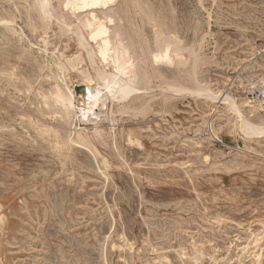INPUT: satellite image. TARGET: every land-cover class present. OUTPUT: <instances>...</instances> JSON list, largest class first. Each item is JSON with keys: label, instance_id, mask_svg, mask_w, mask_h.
Wrapping results in <instances>:
<instances>
[{"label": "rangeland", "instance_id": "1", "mask_svg": "<svg viewBox=\"0 0 264 264\" xmlns=\"http://www.w3.org/2000/svg\"><path fill=\"white\" fill-rule=\"evenodd\" d=\"M40 1L0 0V264H264V0H114L98 41Z\"/></svg>", "mask_w": 264, "mask_h": 264}, {"label": "bare ground", "instance_id": "2", "mask_svg": "<svg viewBox=\"0 0 264 264\" xmlns=\"http://www.w3.org/2000/svg\"><path fill=\"white\" fill-rule=\"evenodd\" d=\"M67 1V0H66ZM114 0H68L67 1V3L65 4V8L66 7H68V8H71L72 10H73V12H74V14H76V13H81L80 15H77L76 17H77V19H78V21H79V23H80V25L82 26V27H84V28H86V29H88L89 30V33H91V35H93L94 37H95V40H97L98 38H99V35L97 34V33H94L93 31L94 30H96V26L98 25V23H100V21H101V18L99 17V12L101 13V14H105V15H107V14H109V12H110V8H111V2H113ZM41 2V1H40ZM40 5H41V9H42V12H43V14H44V16H46V17H48V19L50 18V19H56L58 16H57V14L55 15L54 14V9L51 7V3H50V0H42V2L40 3ZM40 7V6H39ZM67 8V9H68ZM56 11V10H55ZM56 13V12H55ZM111 14V13H110ZM106 17V16H105ZM107 18V17H106ZM6 20V19H5ZM116 20V19H115ZM113 21V20H112ZM117 21V20H116ZM5 22V21H4ZM11 22V21H10ZM10 22L8 21V24H10ZM53 22V21H52ZM60 22V21H59ZM116 23V22H115ZM4 25H5V23H3ZM7 24V23H6ZM8 24H7V26H8ZM63 25V24H62ZM70 27V26H69ZM96 27V28H95ZM99 27V26H98ZM101 27H103L102 25H101ZM106 27V26H105ZM108 27V26H107ZM11 29H13V28H11ZM104 29V28H103ZM10 30V29H9ZM8 30V31H9ZM98 30V29H97ZM101 30V28L99 29V31ZM105 30H106V28H105ZM109 31V33H110V30H108ZM107 31V32H108ZM14 32V31H13ZM71 32V31H70ZM102 32V31H101ZM114 32V31H113ZM119 32V31H118ZM72 33V32H71ZM81 33V32H80ZM103 33V32H102ZM119 33H121V35H122V32H119ZM79 34V33H78ZM99 34H101V33H99ZM104 34V33H103ZM105 34H106V32H105ZM111 34V33H110ZM109 34V35H110ZM102 35V34H101ZM100 35V36H101ZM80 36V35H79ZM112 36H114V35H112ZM118 36V35H117ZM96 37H98V38H96ZM102 37H103V35H102ZM110 37V36H109ZM119 37V36H118ZM91 38H92V36H91ZM122 39H123V36L121 37ZM120 37L119 38H115V39H121ZM79 39H81V38H79ZM101 39V38H100ZM100 39H98V40H100ZM103 39H104V37H103ZM110 39H112V37L110 38ZM82 40V39H81ZM84 40V39H83ZM97 40V41H98ZM102 40V39H101ZM107 40V39H106ZM119 40L117 41L118 43H119ZM126 40V39H125ZM130 40H132V39H130ZM105 41V40H104ZM103 41V42H104ZM112 41V40H111ZM111 41L110 40H108V42H110V44H111ZM165 41V43H166V40H164ZM83 42V41H82ZM99 42H101V41H99ZM122 41H120V43H121ZM124 42V41H123ZM122 42V43H123ZM112 43H114V42H112ZM116 43V42H115ZM114 43V44H115ZM84 44V43H83ZM102 44V43H101ZM100 44V45H101ZM104 45H105V42L103 43ZM107 44V43H106ZM110 44L108 43L107 44V47L108 46H110ZM113 44V45H114ZM132 44H134V43H132ZM177 44V43H176ZM116 45V44H115ZM171 45V44H170ZM175 45V44H174ZM84 46H85V44H84ZM120 46V45H119ZM118 46V47H119ZM122 46V45H121ZM167 46V45H166ZM102 47V46H101ZM116 47H117V45H116ZM129 47H131V46H129ZM99 48V47H98ZM104 48V47H103ZM109 48V47H108ZM114 48V47H113ZM132 48V47H131ZM177 48V47H176ZM111 49V48H110ZM134 49V48H133ZM171 49H172V47H171ZM101 50H102V48H101ZM107 50V49H106ZM105 50V51H106ZM112 50V49H111ZM110 50V51H111ZM102 52L103 54H102V56H103V61L105 62H107V60L109 61V62H112L113 64H114V66L116 67V69H118L119 70V73H126L127 72V70H129L128 68H133V66H132V64L134 65V63L132 62V58L133 57H131V53H129L128 51H121V50H118L117 48H115V50H112L111 52H108L107 51V54H106V52ZM133 51V50H132ZM159 51H161V50H159ZM163 51H164V49H163ZM89 53V56L90 57H92V58H90V59H93L94 58V55H95V53L93 52V51H90V52H88ZM100 53V52H99ZM134 55H135V50H134ZM170 56H169V51L168 50H166V52L164 53V52H158V53H155L154 55H153V58H154V61L156 60V63L157 62H159V61H163V60H167V59H170L169 58ZM172 59V58H171ZM93 62H94V59L92 60ZM162 61H161V63H162ZM91 62V61H90ZM106 62H105V64H106ZM195 62V61H194ZM198 62V61H197ZM196 62V63H197ZM94 64H95V62H94ZM112 64V65H113ZM158 64V63H157ZM108 65V64H107ZM109 65H110V63H109ZM95 66V65H94ZM196 67V66H195ZM115 69V68H114ZM117 70V71H118ZM116 71V70H115ZM196 71V70H195ZM118 73V72H117ZM63 74V73H62ZM196 74V73H195ZM101 77L103 78L102 80H104L105 81V84L107 85L108 84V86H109V89H110V91H111V94H112V96L113 97H116L118 94H120L121 93V95H123V96H127V95H130L132 92H134L135 90H136V87H137V85L135 86V83H134V79L132 78V79H129V80H124V79H122L121 78V76L119 75V74H114V72L112 73V74H107V76H106V74H103V73H101ZM127 76V75H126ZM60 77V76H59ZM136 79V78H135ZM61 80H62V78H61ZM87 81H89V79H87ZM136 81V80H135ZM55 84V83H54ZM90 85H91V83H89ZM137 84V83H136ZM201 87V86H200ZM91 88V87H90ZM89 88V89H90ZM176 88V87H175ZM67 89H68V94L67 95H64L63 94V92H62V90L60 89V88H58L57 89V91H56V98H57V102L58 103H60V105L62 106V108H63V116H64V118H67V119H70L72 116H74V114H75V108H76V106H75V103H74V99H75V94H74V89H70V88H68L67 87ZM88 89V90H89ZM94 90V89H93ZM92 90V91H93ZM182 90V89H181ZM203 90V89H202ZM92 91H89V92H91L92 93ZM201 92H203V91H201ZM200 92V93H201ZM90 93V94H91ZM94 93H95V91H94ZM211 93V92H210ZM202 94V93H201ZM92 95V94H91ZM94 95V94H93ZM92 95V96H93ZM98 96V95H97ZM228 96V95H227ZM81 97V96H80ZM94 97H96V94L94 95ZM128 97V96H127ZM209 97V96H208ZM107 98V97H106ZM229 98V97H228ZM97 99V98H96ZM232 99V98H231ZM226 100V99H225ZM101 101H102V99H101ZM103 101H104V98H103ZM212 101V100H211ZM227 101V100H226ZM228 102V101H227ZM226 102V103H227ZM231 104V103H230ZM236 105V104H235ZM234 105V106H235ZM237 107V106H236ZM232 110H233V107H232ZM240 110V109H239ZM94 112V111H93ZM101 112V111H100ZM96 114V116H98V112H96L95 113ZM102 114V113H101ZM239 115V114H238ZM241 115V114H240ZM86 116H88V115H86ZM94 117V116H93ZM99 117V116H98ZM97 117V118H98ZM40 118V117H39ZM96 118V117H95ZM243 120H246V119H244V116H243ZM247 121V120H246ZM241 122V121H240ZM248 122V121H247ZM244 123H246L245 121H244ZM241 125H242V123H241ZM244 125H248V124H244ZM243 125V126H244ZM250 125V124H249ZM242 127V126H241ZM248 127H250V126H248ZM255 128V129H254ZM254 128L252 129V127L250 128V129H252L253 131V133H258L259 132V129H257L256 128V126H254ZM242 129V128H241ZM248 129V128H247ZM243 130V129H242ZM248 131V130H247ZM250 131V130H249ZM251 132V133H252ZM251 133H249L250 135H251ZM248 134V133H247ZM256 135V134H255ZM252 136V135H251ZM200 137V136H199ZM71 139V141H72V143H73V141H74V139L73 138H70ZM75 142V141H74ZM77 142H79V141H76V143ZM73 145H75V144H73ZM100 169V168H99ZM107 177V176H106Z\"/></svg>", "mask_w": 264, "mask_h": 264}]
</instances>
